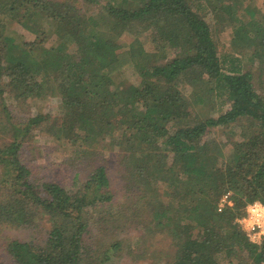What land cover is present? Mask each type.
<instances>
[{
	"label": "trees",
	"instance_id": "trees-1",
	"mask_svg": "<svg viewBox=\"0 0 264 264\" xmlns=\"http://www.w3.org/2000/svg\"><path fill=\"white\" fill-rule=\"evenodd\" d=\"M99 1L0 0V12L33 36L0 31V81L18 98L57 96L61 123L51 134L92 167L83 192L71 194L54 181L31 179L20 142L0 146L9 201L0 205V227H36L45 214L54 219L43 245L9 240L6 255L15 264H114L119 243L95 253L85 218L88 207L114 203L101 158L108 142L121 159V195L131 199L122 205L126 219L144 235L167 238L173 252L166 264H264V238L249 242L237 222L248 204L264 205L262 12L245 0H108L86 20L78 16L79 2ZM130 23L156 30L165 44L147 51L127 36ZM222 33L236 53L218 49ZM205 105L228 109L201 119L197 110ZM42 121L32 118L27 130ZM235 123L245 131L242 145L222 148L210 138ZM227 193L231 205L218 212Z\"/></svg>",
	"mask_w": 264,
	"mask_h": 264
},
{
	"label": "rangeland",
	"instance_id": "rangeland-1",
	"mask_svg": "<svg viewBox=\"0 0 264 264\" xmlns=\"http://www.w3.org/2000/svg\"><path fill=\"white\" fill-rule=\"evenodd\" d=\"M5 1V0H4ZM247 3L253 2L256 4L262 16L259 21L264 24V6L262 0H245ZM108 0H100L96 5H89L80 3L78 16L86 20L93 13H97L103 9V6ZM195 0H192V4ZM10 30L21 33L23 39L31 40L33 36L25 32L20 26L10 20L3 12H0V31ZM125 32L127 36L142 40L147 51L158 50V47L165 43L156 41V30H143L134 23L126 26ZM55 38L47 39V45L53 44ZM156 41V42H155ZM218 49L221 46L227 52L236 53V49L232 46L230 36L227 34L216 35ZM156 43V44H154ZM245 71L255 73L254 67L244 65ZM1 82L2 95H0V146L5 147L16 140L22 144L21 158L24 165L31 173V179L40 184L42 181L56 182L65 188L71 194L79 195L83 192V185L92 171L91 166L80 164L83 159L76 160L72 155V147L67 146L62 140H56L51 134L53 126H58L61 123V107L60 100L57 96L49 95L47 97H28L18 98L17 91L11 87L6 86L5 80ZM180 88L184 99L188 102L189 108H193L190 98V88H188L185 81L181 82ZM5 109V111H4ZM218 109L223 111L228 109V106L221 108L215 105L214 110L209 111L208 105L200 106L198 113L203 119L208 116H217ZM210 112V114H209ZM216 112V113H215ZM36 116H42L43 121L37 126L30 125L27 130V123ZM243 128L238 124H230L216 128L211 134L220 147L232 146L234 144L242 145L245 141ZM108 143V142H107ZM103 143L107 146V150L101 155L103 163L106 167V173L110 181L112 191L115 193L114 203L107 204L101 208L88 207L85 209V218L88 223V232L95 240L91 246L96 253L101 251L108 243L118 242L119 249L114 254V264H151L153 260L159 258L157 264H166L170 260L166 252H173V248L169 247V241L162 236L144 235L143 229L124 214L122 205L131 203V199L125 200L121 195L120 188V170L121 159L119 151H117L111 144ZM74 150V149H73ZM98 150V145L94 148ZM170 159V158H169ZM7 170L0 164V205H6L8 201L7 192L5 191L1 178L8 177L5 174ZM153 187L158 195H161V184L153 182ZM229 200H230V193ZM246 208V207H245ZM130 214H128L129 216ZM54 219L45 214L39 221L36 227L14 229L0 227V264H15L5 252V245L9 240L29 241L35 245H43L50 229L54 226ZM1 223V221H0ZM89 251L85 253V261ZM223 256H219L221 261ZM249 264V263H246Z\"/></svg>",
	"mask_w": 264,
	"mask_h": 264
},
{
	"label": "built area",
	"instance_id": "built-area-1",
	"mask_svg": "<svg viewBox=\"0 0 264 264\" xmlns=\"http://www.w3.org/2000/svg\"><path fill=\"white\" fill-rule=\"evenodd\" d=\"M229 194L224 195L219 201L217 211H221L224 206L231 205L228 200ZM240 228L244 231L249 242L260 244L264 238V205L260 202L248 204L244 215L237 220Z\"/></svg>",
	"mask_w": 264,
	"mask_h": 264
}]
</instances>
